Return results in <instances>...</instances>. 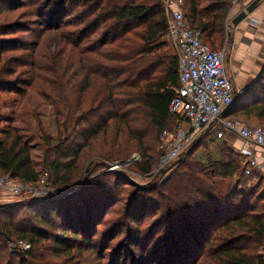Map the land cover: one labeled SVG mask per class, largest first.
Here are the masks:
<instances>
[{"label": "trees", "instance_id": "1", "mask_svg": "<svg viewBox=\"0 0 264 264\" xmlns=\"http://www.w3.org/2000/svg\"><path fill=\"white\" fill-rule=\"evenodd\" d=\"M182 2L203 41L223 44L234 0ZM27 16L40 26L29 50L16 37L32 31ZM167 34L161 0H0V95L23 101L35 93L58 124L53 139L38 122L45 149L37 167L33 139L4 127L0 111V173L19 183L47 173L57 189L41 202L0 205L6 249H0V264H81L89 251L121 236L138 264H264V194L247 186L244 167L227 148L222 160L206 163L196 158L202 142L196 144L159 185L140 187L106 171L136 152L142 176L157 170L160 153L150 140L156 136L159 149L163 130L172 128L169 105L179 87V62L168 52ZM50 44L60 60L48 67L42 50ZM246 92L225 117L264 122V70ZM88 159L97 160L92 180L83 171ZM111 214L117 215L113 221ZM11 241L31 248L12 252Z\"/></svg>", "mask_w": 264, "mask_h": 264}, {"label": "built area", "instance_id": "2", "mask_svg": "<svg viewBox=\"0 0 264 264\" xmlns=\"http://www.w3.org/2000/svg\"><path fill=\"white\" fill-rule=\"evenodd\" d=\"M161 2L168 21L166 38L179 62V87L175 89L169 105L174 128L164 129L160 136V158L154 177L164 180L192 147L200 143L204 136L212 135L217 141L227 136L241 139L245 143V147L240 149L245 162L243 173L249 176L252 171L260 172L264 161L259 162L257 152L252 147L264 154V128H252L225 117L245 91L238 89L234 79L229 76L226 48L213 51L203 41L201 31L192 27L186 18L182 0ZM162 171L167 173L162 174ZM56 195L57 189L51 184L47 173H43L38 181L28 183H19L9 175L0 173V205L20 200L41 202ZM9 247L12 252L20 253L28 251L31 245L11 241Z\"/></svg>", "mask_w": 264, "mask_h": 264}, {"label": "rangeland", "instance_id": "3", "mask_svg": "<svg viewBox=\"0 0 264 264\" xmlns=\"http://www.w3.org/2000/svg\"><path fill=\"white\" fill-rule=\"evenodd\" d=\"M23 17L24 16H21L20 20ZM27 19H29L28 21L31 22L32 31L26 37V39L22 38L21 34H19L16 37H18V39L20 40L26 41V43L28 44V46H26V49L29 50L30 49L29 46L37 42L39 31H40L39 30L40 26L36 25L37 22H35V19L33 17L27 16ZM229 26H232V22H231V25L229 23L228 27ZM12 37H15V36H12ZM45 41H48V45H49V39H45ZM166 42L168 45L169 54L177 57L174 49L169 44L167 38H166ZM231 43H232V34L228 32V34H226L225 41L223 44H217L215 47H212V46L211 47L215 51H222L224 48H226V61H228V64H227L228 73H229V76L234 79V85L240 90H245V88L249 85L252 88L257 80L252 83L249 81L241 80V77L240 78L238 77V79L235 78V76H238V74L235 73L237 71L233 69L232 64H231V59L233 55V48L231 47L232 46ZM48 45H46L45 51L44 49L42 51L45 53H48L49 61L46 60L45 62H46V65L50 67L52 65L51 62H54L52 61V59H55V61H59L60 55L56 56V52L58 49L56 48L55 44H50V49L48 48ZM74 53L76 55L77 51H75ZM20 56L21 54L19 53L17 54L16 57L19 58ZM73 61H74V67H73L72 73H75L76 68H78L77 57H74ZM68 68L69 67L64 66L62 68V72L66 71ZM246 91L247 90L244 91L243 96L247 95ZM0 111L2 114V119L4 121L3 122L4 127H7L8 125H12V127L18 128L19 131L24 135V137L28 139H33L32 140L33 142L31 144L32 157H33L34 164L37 167H39L42 161L45 145L39 139V137H41L42 132L38 125V122L42 125L44 133H46L48 136L52 137L53 139H56L58 135V124L55 119V115H54L52 107L46 105L44 101L39 96H37L35 93L28 94L23 101H21V99L14 94L13 95L2 94L0 95ZM232 117L234 116L232 115ZM234 119L242 123H246L252 127L264 128V122H260L257 120L246 121L244 118H241V119L234 118ZM172 128H174L173 125H172ZM233 140H234L233 143L231 141L229 143L223 140L217 141L213 138V135L210 137L204 136L201 141L202 146H200L197 149L196 158L199 160H203L206 163L219 161L223 159L222 154H223L224 148H227L228 151L234 154L236 159L240 161L241 166L245 167V162L240 155V149L245 147L244 143L241 141V139L237 137H234ZM150 142L152 144V147H154L156 154L160 153L157 147V137L153 136ZM225 143L227 145H225ZM252 149H254V151L256 150L253 147ZM94 160L95 159L93 160L88 159L83 165L84 173L86 174V172L89 171V173L86 175V179L92 180L94 177H96V173L95 174L92 173L94 168L91 165L92 161ZM141 162H142L141 155L136 152L129 159L117 160L113 162L114 165H111V166L118 167L116 170L128 175L129 177L134 179L138 184L142 186L149 185L151 183L153 184L155 183V185H159L164 180H166L167 177L164 180H161V178L157 179L154 176L153 177L152 176H142L137 168V164ZM92 164L94 165V163ZM39 169L41 170L42 168L40 167ZM242 174L244 175L246 179L249 180L247 182L248 183L247 186L249 188L254 187L259 193L264 194V176L262 172L252 171L251 175L249 176L245 175L244 173ZM254 174L257 176H254ZM155 179L157 180L155 181ZM221 184L223 187L227 186V182L221 183ZM80 185H81V182L79 183L78 186ZM2 205H5V204H2ZM120 207L121 205L119 204L118 208ZM116 216L117 215L115 214H111L110 215L111 221H113ZM123 237L124 236H121L112 241H108L109 244H106V246H103V247L101 245L96 247V244H99V243L95 242L94 240L93 246L96 247V250L89 251L87 254H85L84 260H86V262L81 263V264H138L137 262H134L132 260L131 256H129L130 254L132 255L136 253V251L134 250V248L130 247L129 241L123 240ZM123 244H127L126 249L124 251H121L120 254L119 253L115 254V252L118 249H120V247ZM1 248L6 253V249H4V246H3V243L0 237V249ZM150 252L151 251L148 250V255L150 254ZM56 263H60V260H58ZM149 263L150 261H148L147 264ZM153 264H157V263H153Z\"/></svg>", "mask_w": 264, "mask_h": 264}, {"label": "crops", "instance_id": "4", "mask_svg": "<svg viewBox=\"0 0 264 264\" xmlns=\"http://www.w3.org/2000/svg\"><path fill=\"white\" fill-rule=\"evenodd\" d=\"M254 1L256 0H234L227 24L230 23L231 25L233 19L244 12ZM228 32L232 34L231 47L233 48V55L231 64L233 69L237 71L235 73L238 74L235 78L241 77V80L253 83L264 70V4H261L239 26L227 27L226 34ZM226 62L228 64V61ZM250 88L249 85L245 90ZM233 139L234 136H227L223 141L233 143ZM256 152L259 162L263 163L264 154L259 149H256ZM260 172L264 176V167Z\"/></svg>", "mask_w": 264, "mask_h": 264}, {"label": "water", "instance_id": "5", "mask_svg": "<svg viewBox=\"0 0 264 264\" xmlns=\"http://www.w3.org/2000/svg\"><path fill=\"white\" fill-rule=\"evenodd\" d=\"M262 1L263 0H256V1H254L249 7H247L246 8V10L244 11V12H242V13H240L238 16H236L234 19H233V21H232V26L233 27H237V26H239L244 20H246L247 18H248V16L250 15V14H252L261 4H262ZM229 27H231V26H229ZM231 108V107H230ZM230 108H229V110H230ZM106 171L108 172V171H115V172H117V173H119V174H121V175H123L124 177H127L128 179H130L133 183H135L137 186H140V187H145V186H142V185H140V184H138L134 179H132L131 177H129L128 175H126V174H124L123 172H120V171H118V170H116L113 166H110V165H106ZM89 173V171H87L86 172V175ZM167 173V171H162V174H166ZM169 174H171V173H169ZM169 174L167 175V177L169 176ZM159 178V177H158ZM157 178V179H158ZM157 179H155V180H157ZM86 181L87 180H85V181H83L82 183H81V185L80 186H84L85 185V183H86ZM77 192H79V190H77V191H75L74 193H64V195L62 196V197H64V198H67V197H70V196H73V195H75Z\"/></svg>", "mask_w": 264, "mask_h": 264}]
</instances>
